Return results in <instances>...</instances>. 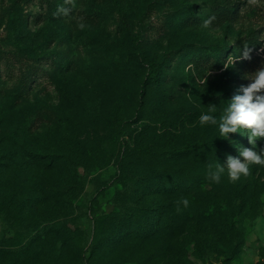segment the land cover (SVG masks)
<instances>
[{
    "label": "rangeland",
    "instance_id": "obj_1",
    "mask_svg": "<svg viewBox=\"0 0 264 264\" xmlns=\"http://www.w3.org/2000/svg\"><path fill=\"white\" fill-rule=\"evenodd\" d=\"M74 3L58 16L64 0H0V198L10 196L0 201V264H264V167L236 183L226 173L208 180L221 146H253L246 132L225 140L198 120L209 104L218 118L251 83L245 75L264 66V0ZM223 12L231 17L221 23ZM210 16L212 27L202 29ZM244 45L251 59L224 70ZM221 47L222 68L213 70L204 61ZM151 61L163 67L158 81L148 78ZM35 66L41 77L23 88ZM63 129L58 169L28 153L30 130ZM262 147L258 139L253 150ZM155 181L181 190L136 192ZM182 197L189 206L178 213ZM132 198L168 208L174 230L100 243Z\"/></svg>",
    "mask_w": 264,
    "mask_h": 264
},
{
    "label": "trees",
    "instance_id": "obj_2",
    "mask_svg": "<svg viewBox=\"0 0 264 264\" xmlns=\"http://www.w3.org/2000/svg\"><path fill=\"white\" fill-rule=\"evenodd\" d=\"M64 15L65 14L61 13L58 16ZM222 16L224 19H222L221 23L225 20H228L227 18H230L231 14L223 12ZM226 50L227 47H221L219 51L214 52V54H211V56L209 57L207 56L204 62L210 63V59H212V69L220 70L222 68V66L220 65V58L223 57V54L226 52ZM218 52L220 53V55H218ZM241 53L242 50L241 52L237 51L236 56L240 55ZM201 58L202 56L198 57V63L201 62ZM238 61L243 64L248 60ZM149 68V80H160L163 70L162 65L158 62L151 61L149 64ZM42 71L43 69L41 66L33 67V69L30 70V72L23 78L21 86L23 88H26V86L30 83L36 82V80L41 77ZM142 88L144 89L142 91V94H144L145 89L147 88L145 82H143ZM235 95H237V93H234V96ZM39 118L40 117H36L35 121ZM35 121H33L32 123H35ZM125 127V130L129 128L127 127V125H125ZM126 132L127 131H124V134H126ZM68 135L69 134L66 129L60 130V132L58 130L56 132L53 130L44 133H32V131L30 130L28 133H26L25 140L28 141L30 139L32 141L33 148L28 149L27 151L29 154L33 155L34 158L39 162H42L43 160L47 161L48 167L58 169L60 167V161L64 156L62 148L65 144L64 142L67 140ZM217 153L220 157V162L222 165L226 163L228 155H232L234 157L239 156L238 147L231 148L228 146H221ZM122 168L124 169V166H122ZM129 181L127 182V184H129L128 189L131 190L132 186ZM140 184L141 185L137 186L135 190L136 192L137 190H142L141 193L145 192L143 193L145 195H152L156 193L172 195L181 190L180 185L175 183L162 184L158 181H155L154 183H152L151 187L150 185L147 186L146 184L141 182ZM9 197L10 196H8L7 194H3L0 198V201H8ZM97 200V198L91 196L89 199V202H91L89 207L94 211V218L98 221H102L100 210L97 211ZM26 202H28V200ZM26 202L21 203V207L23 205V207L26 208ZM121 206L122 207H119V217L114 219V225L111 228L110 234L107 236L100 235L98 237L100 243L106 244L107 242L112 245H121L128 240L145 241L159 235L163 228L167 229L168 231L174 230L173 223L171 224L170 221L166 218L167 214L169 213V209L166 207L151 208L142 203L141 200L136 201L133 198ZM24 232L25 234H28L26 233V231ZM89 234L90 237L92 232L89 231Z\"/></svg>",
    "mask_w": 264,
    "mask_h": 264
},
{
    "label": "clouds",
    "instance_id": "obj_3",
    "mask_svg": "<svg viewBox=\"0 0 264 264\" xmlns=\"http://www.w3.org/2000/svg\"><path fill=\"white\" fill-rule=\"evenodd\" d=\"M249 2L251 3L253 0H249ZM64 5L58 6L54 15L61 13L67 15L75 7L74 0H64ZM215 19V16L204 19L201 22V28H211ZM79 27L83 28L84 24L80 23ZM251 51L248 45H244L240 55H229L223 64L224 70L234 66L237 60H250ZM244 78L250 80L251 83L241 86L240 91L243 95H235L227 101V105L218 118L214 115L217 112L215 104H209L207 112H202L198 117L201 126H218L219 136L225 140L229 139V134L246 132L248 142L253 146L252 148L239 146V156L228 155L226 163L223 165L218 162L214 166L208 164L206 177L214 183H220L221 177L225 173L230 183H236L242 177L246 178L251 175L253 165L264 167V147L258 151L253 150L256 147V141L264 139V66L246 74ZM181 205L187 208L189 200L182 197L176 201L178 213L182 211Z\"/></svg>",
    "mask_w": 264,
    "mask_h": 264
}]
</instances>
